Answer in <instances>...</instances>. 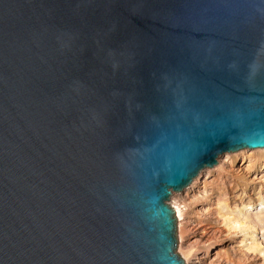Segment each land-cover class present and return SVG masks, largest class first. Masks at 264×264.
<instances>
[{"label": "water", "instance_id": "water-1", "mask_svg": "<svg viewBox=\"0 0 264 264\" xmlns=\"http://www.w3.org/2000/svg\"><path fill=\"white\" fill-rule=\"evenodd\" d=\"M264 149V0H0V264H186L170 201Z\"/></svg>", "mask_w": 264, "mask_h": 264}, {"label": "bare ground", "instance_id": "bare-ground-1", "mask_svg": "<svg viewBox=\"0 0 264 264\" xmlns=\"http://www.w3.org/2000/svg\"><path fill=\"white\" fill-rule=\"evenodd\" d=\"M256 193L264 194V149L226 153L218 166L203 170L188 188L173 194L186 264H259L255 257L226 254L225 247L233 248L216 209L220 203L251 206Z\"/></svg>", "mask_w": 264, "mask_h": 264}, {"label": "rangeland", "instance_id": "rangeland-1", "mask_svg": "<svg viewBox=\"0 0 264 264\" xmlns=\"http://www.w3.org/2000/svg\"><path fill=\"white\" fill-rule=\"evenodd\" d=\"M254 198L255 202L251 206L220 203L216 209L219 212V226L226 232L225 238L233 248L225 247L226 254L232 257H255L259 264H264V194L259 196L256 193ZM170 204L174 208L172 198ZM177 234L180 245L179 227ZM178 252L184 258L180 249Z\"/></svg>", "mask_w": 264, "mask_h": 264}]
</instances>
